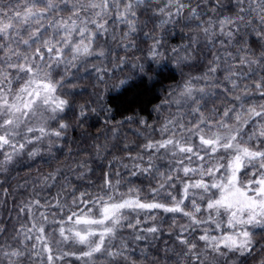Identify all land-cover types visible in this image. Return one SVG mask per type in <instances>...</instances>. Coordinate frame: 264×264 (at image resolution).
Here are the masks:
<instances>
[{
    "label": "snow or ice",
    "instance_id": "1",
    "mask_svg": "<svg viewBox=\"0 0 264 264\" xmlns=\"http://www.w3.org/2000/svg\"><path fill=\"white\" fill-rule=\"evenodd\" d=\"M116 26L126 52L139 48L140 34V43L152 40L147 71L164 56L170 26L192 30L178 64L198 52L205 59L201 45L212 53L204 71L169 92L164 103L176 111L161 122L159 138H149L130 157L133 176H158V183L143 198L141 189L121 192L120 181L110 179L94 196L73 192L70 205L59 193L54 202L34 198L21 208L30 220L18 230L20 247L0 249V257L19 264L31 249L38 258L46 254L48 264L69 256L82 264H136L121 233L131 229L133 242L151 246L160 224L140 225L164 213L174 224L183 220L175 233L179 247L166 248L155 261L246 264L260 246L254 237L264 234V0H0V171L21 156L40 155L41 145L53 152L71 126L68 113L85 123L95 111L81 106L77 112L67 90L81 68L110 57L107 40L115 39ZM139 70L146 71L143 64ZM164 70H172L167 62L158 74ZM93 71L106 73L107 67ZM126 84L127 78L120 81ZM59 174L48 173L45 187ZM47 224L56 226L57 247L66 243L79 251L54 254Z\"/></svg>",
    "mask_w": 264,
    "mask_h": 264
},
{
    "label": "trees",
    "instance_id": "2",
    "mask_svg": "<svg viewBox=\"0 0 264 264\" xmlns=\"http://www.w3.org/2000/svg\"><path fill=\"white\" fill-rule=\"evenodd\" d=\"M146 19V17L144 18ZM152 25L149 24L146 32L151 33ZM115 39L107 40V47L111 50L110 57L87 65V70L81 68L73 77L74 87L67 91L72 93L75 110L78 112L81 106L95 109L88 114L86 122L71 120V126L60 140L53 152L46 150V145H41V154L36 157L27 155L17 158L9 165L6 171H0V249L7 250L9 246L20 247L18 230L22 225L29 223V214L21 211V208L29 201L40 199L53 201L59 193L61 203L71 204V195L75 192H86L91 195L101 191L105 180H111L113 184L120 181L119 190L126 192L129 187L141 189V196L151 195V189L158 183V176H145L137 174L133 176L134 160L130 157L137 156L142 145L149 139L159 138L161 122L170 114H175V107L171 113L164 103L171 89L181 83L189 75H199L204 71L208 53L201 45V59L198 52L194 60L187 64H178L182 56V46L189 43L188 36L192 30L180 26H170L164 34V56L157 62L152 63V70L147 71L149 60L146 52L152 45V40H145L140 34L139 48L133 47L125 51L121 45V28L116 26ZM162 33L158 30L155 35ZM103 42V41H102ZM128 43V41H124ZM172 48L181 49L179 53H172ZM119 60L126 63L120 64ZM167 62L171 71L164 70L158 74V67ZM143 64L146 71H140L139 65ZM107 67L106 73L93 71L96 67ZM103 76V79H98ZM128 79V84L121 87L120 81ZM130 118V119H128ZM141 120L146 123H139ZM154 129L156 131H154ZM54 139V138H53ZM54 153V154H53ZM163 163V162H158ZM127 165V167H125ZM60 170L57 183L51 187H45L44 177L48 173ZM51 183V182H49ZM54 202V201H53ZM50 211H56L51 209ZM162 217V219H161ZM171 214L160 213L155 221L142 224L140 227H148L152 224H160L161 232L146 247V242H133L130 237L131 229H125L121 235L129 240L134 251L131 255L136 258V264H165L163 259L158 262L154 255L164 257L165 249L178 250L175 233L183 220H176L175 224L170 218ZM55 225H45L49 240L53 243L54 254L60 249L56 247V233L53 232ZM255 231L260 232L259 229ZM255 241L260 245L246 258V264H261L264 260V234L256 235ZM118 242V241H117ZM29 244L34 241H29ZM40 245L37 244V250ZM70 251H79L75 245L66 246ZM147 251V259L141 255ZM167 255H171L168 253ZM15 259V258H13ZM0 264H8V261L0 257ZM19 264H47L46 256L38 258L26 250ZM55 264H82L74 257H65L63 261H55ZM97 264H107L100 260Z\"/></svg>",
    "mask_w": 264,
    "mask_h": 264
},
{
    "label": "rangeland",
    "instance_id": "3",
    "mask_svg": "<svg viewBox=\"0 0 264 264\" xmlns=\"http://www.w3.org/2000/svg\"><path fill=\"white\" fill-rule=\"evenodd\" d=\"M149 223V222H148ZM147 223V224H148ZM66 246H71L70 244H66V243H60L59 244V246L57 247V245H56V247L55 248H58V249H60L59 251H63V250H67V251H70L69 249H67L66 248ZM78 248V247H77ZM56 253V252H55ZM45 256H46V254H45ZM75 258V257H74ZM56 261H58V262H62L63 260H56ZM80 262H82V261H80ZM46 263L48 264V262H47V258H46Z\"/></svg>",
    "mask_w": 264,
    "mask_h": 264
}]
</instances>
